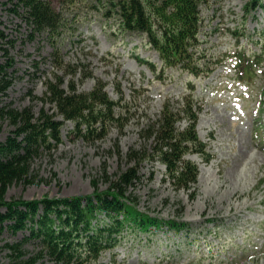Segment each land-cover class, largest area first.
<instances>
[{"label":"rangeland","instance_id":"1","mask_svg":"<svg viewBox=\"0 0 264 264\" xmlns=\"http://www.w3.org/2000/svg\"><path fill=\"white\" fill-rule=\"evenodd\" d=\"M251 1L212 0L202 9L204 30L208 32L203 47L221 62L213 73L197 80L171 69L163 76L152 75L136 59L138 56L158 62L143 38L123 34L114 20L95 13H83L75 35L62 43L64 62L85 65L92 74L83 82L79 74L75 77L81 91H89L98 79L116 100L114 86L118 82L126 99L141 98L138 115L143 111L153 118L166 98L181 95L189 77L195 81L196 94L203 105L196 130L212 160L204 163L196 155L186 157L198 166L196 183L188 190H176L164 178L162 165L155 163L151 169L145 163L140 179L126 191L139 211L152 218L186 224L188 236L174 234L162 226L153 236L124 240L114 250L116 264H264V144L259 142L264 134V72L239 77L234 59L226 57L229 49L232 53L236 48L237 39L243 49L264 50V42L247 41L260 42L257 34L264 30V11L257 6L264 5V0H255L247 16L245 6ZM54 6L58 7L56 1ZM0 30L5 35L0 40V63L6 60L4 50L12 63L7 70L11 84L0 93V107H30L37 115L42 107L38 98L45 91L43 82L54 71L51 47L43 36L29 41L26 26L2 0ZM69 79L65 76L63 80L66 83ZM142 93L147 96L145 100ZM145 118L136 116L122 132L112 129L94 143L69 139L67 130L71 124H67L56 150L32 162L34 180L11 185L6 200L89 196L95 192V185L98 192L105 191L109 182L131 165L125 155L130 148L140 146L138 132ZM184 126L182 122L180 128ZM11 130L8 120L0 118V142ZM22 237L21 232L0 233V264H15V256L5 245L21 242ZM22 252L24 258L32 256L34 245L23 243ZM110 257L106 253L103 261L108 263ZM35 264L52 263L41 259Z\"/></svg>","mask_w":264,"mask_h":264},{"label":"trees","instance_id":"2","mask_svg":"<svg viewBox=\"0 0 264 264\" xmlns=\"http://www.w3.org/2000/svg\"><path fill=\"white\" fill-rule=\"evenodd\" d=\"M54 1L58 3L57 8ZM211 1L2 0L7 10L26 26L29 41L43 36L48 42L54 70L43 82L45 91L38 98L42 107L37 115L30 107H0V118L7 119L12 127L6 139L0 142V233L6 230L13 235L23 234L21 242L5 245L15 256V264H35L41 259L52 264H116L114 250L124 240H136L139 235L153 236L162 226L174 234L188 236L186 224L152 218L139 211L127 198L126 191L140 179L145 163L150 164L151 169L155 163L162 165L163 176L174 189L188 190L196 183L199 171L186 156L197 155L205 163L211 160L196 130L203 105L196 94L195 82L187 78L181 95L166 98L153 118L145 116L143 111L138 115L141 98L126 99L118 82L114 86L116 100L108 95L106 84L98 79L89 91L79 90L75 77L79 74L83 82L92 74L85 65L64 62L61 45L67 37L75 35L83 13H95L114 20L123 34L143 38L145 45L157 54L160 65L138 56L136 59L152 75L163 76L171 69L179 75L208 76L221 62L203 47L208 32L204 30L201 13ZM255 5V0L247 3L246 12L250 14ZM257 6L264 11L262 3ZM257 35L260 42L248 37L247 41L263 43L264 30ZM4 37L0 30V40ZM227 52L226 57L230 54L235 59L239 77L264 72V50L243 49L237 39L236 48L232 53L230 49ZM4 56L5 62L0 63V93L11 84L7 70L12 63L6 50ZM65 76H70L66 83ZM142 98L145 100L146 94ZM136 116L146 117L138 132L140 146L126 153L131 165L120 171L105 191L98 192L95 185V192L89 196L6 200L11 185L30 184L34 180L32 162L56 150L63 141L62 130L67 124H71V129L67 130L69 139L94 143L104 139L112 129L122 132ZM182 122L185 126L181 129ZM259 142L264 144V134ZM150 174L152 178L154 170ZM25 242H31L35 249V253L26 258L22 252ZM149 242L147 239V245ZM106 253L111 256L108 263L103 261Z\"/></svg>","mask_w":264,"mask_h":264}]
</instances>
